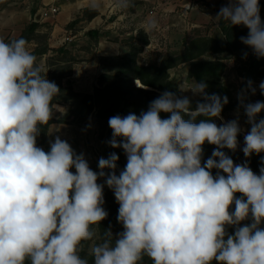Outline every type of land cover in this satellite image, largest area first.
I'll return each mask as SVG.
<instances>
[{
    "label": "clouds",
    "instance_id": "obj_1",
    "mask_svg": "<svg viewBox=\"0 0 264 264\" xmlns=\"http://www.w3.org/2000/svg\"><path fill=\"white\" fill-rule=\"evenodd\" d=\"M214 19L245 26L242 43L264 57L259 0H229ZM143 28L148 34L159 24L149 18ZM36 61L25 38H0V264H88L80 253L108 217L100 178L114 192L123 231L114 239L109 228L90 247L94 264H141L145 256L152 264H264V166L256 174L247 160L235 164L223 151L237 150L242 131L238 119L215 122L227 96L209 95L201 81L188 89L203 98L195 110L188 97L165 91L139 115L109 118L110 146L122 148L127 163L117 175L113 152L96 172L60 137L47 152L37 146L60 89ZM259 89L264 94V82ZM248 90L255 94L251 81L238 96L250 125L246 158L264 153V118L257 120L264 102L245 103ZM205 143L216 147L202 164Z\"/></svg>",
    "mask_w": 264,
    "mask_h": 264
},
{
    "label": "rangeland",
    "instance_id": "obj_2",
    "mask_svg": "<svg viewBox=\"0 0 264 264\" xmlns=\"http://www.w3.org/2000/svg\"><path fill=\"white\" fill-rule=\"evenodd\" d=\"M45 1L0 0V38L5 42H10L11 38H27L29 51L36 55V63L43 69L42 75H46V78L55 82L60 89V94L53 101V117L48 125L41 126L37 146L47 152L50 150V141L54 142L56 137H60L68 142L77 154L83 153L90 168L96 172H99V159L105 158L107 152V123H103L104 125L100 123L96 115L98 107H91L89 104L91 100L84 94L93 93L94 87L99 85L101 73L114 71L116 62L112 61L111 56L136 50L134 54L137 62L159 63L167 55L184 51L194 39L210 36L224 41L218 27L219 21L214 19L217 16L214 8L220 9L222 6H227L229 2V0H129V6L121 9L116 7V0H99L100 7L103 8L104 14L108 13L107 18L111 21V26L103 30L101 41L111 45L122 42L117 44V47L123 49L117 54L109 53L99 56V72L95 74L92 81L87 82L86 88L90 91L79 92L73 87L75 78L71 75L75 72V68L78 69L81 64L84 65L93 59L98 40L62 38V44L49 47L47 39L54 24L58 23L56 28L62 36L61 23H64L63 28H71L73 31L77 29L76 25L80 20L85 22L98 11L90 7V0H79L75 8L70 6L67 9L60 8L61 20L57 17L59 12L46 20L38 19L36 29L28 32L26 30L28 24L33 21L34 16L38 14V9L44 5ZM63 1L73 0H57L58 3L60 2L59 5ZM259 4L261 19L264 21V0H259ZM149 18L157 20L159 29L146 34L143 26ZM8 27H10L9 31ZM111 29L114 31L112 32ZM143 40H145L144 43ZM108 50L112 51V48ZM210 57L212 56L204 54L200 56V59ZM250 58H239L234 61L233 55L224 54L225 68L221 83L226 87V96L231 99L232 105L221 115L223 119H217V122L220 125L233 119L239 120L242 131L238 135V147L244 146V136L250 131V125L247 123V117L240 106L238 96L242 90L247 89L248 81H251L256 91L254 95L250 90L247 91L245 103L261 101L259 100V84L264 82V77L258 73L263 66L254 68L249 65ZM188 64V62L179 63L169 68L168 72L184 97L189 98L191 109L194 110L202 97L188 90L197 83L186 72ZM262 118H264V112L259 114L257 120ZM71 171L75 173L74 168ZM98 183L104 184V188H107L104 178H100ZM111 193L114 195L112 190ZM236 196L240 198L241 194L237 193ZM245 224L246 221L243 225ZM121 231L123 230L113 232L115 238ZM96 233L93 241L85 243V249L80 253L81 258L89 259L90 247L102 242L99 227L96 228Z\"/></svg>",
    "mask_w": 264,
    "mask_h": 264
},
{
    "label": "trees",
    "instance_id": "obj_3",
    "mask_svg": "<svg viewBox=\"0 0 264 264\" xmlns=\"http://www.w3.org/2000/svg\"><path fill=\"white\" fill-rule=\"evenodd\" d=\"M219 10L214 8L217 14ZM37 25L38 23L33 19L28 24L26 30L33 32ZM218 27L221 30L224 41H219L210 36L194 39L184 51L167 55L159 63L137 62L136 50L131 53L111 56L112 61L116 62L114 71L112 73H101L99 75V85L94 87L93 93L84 94L91 100L89 103L91 107H98L96 115L100 123H107L108 146L105 159L113 152L118 155L119 160L117 161V168L115 170L117 175L126 166L127 157L122 148H112L110 146L109 141L112 139V130L108 125V120L115 115L126 116L129 113L139 115L142 111H147L149 104L165 91L173 92L181 98L184 97L177 83L170 77L169 68L182 62H188L186 71L188 76L197 83L201 81L206 82L208 85L206 91L209 95L217 94L221 97L226 96V87L221 83V77L225 68L224 54L233 55L234 61L239 58L251 57L249 65L254 68L263 66L260 67L258 73L261 77H264V57L257 58L252 49L243 44L240 39L247 36L248 29L243 25H230L229 22L224 20L218 22ZM94 32L96 30L87 31L92 36ZM19 38H11V40ZM144 42L145 40H143ZM204 54H209L212 57L200 59V56ZM137 79L140 80V83ZM259 96V100L264 101V94L261 91L259 92ZM228 101L223 107L221 115L231 107V99L228 98ZM202 102H204L203 98L200 103ZM161 117L167 119L170 117V114L161 113ZM185 119H189V117L185 116ZM200 119L205 118L197 117V122ZM215 122L219 125L217 119ZM215 147L208 143L203 145L202 164L211 156ZM242 148L238 147L235 152L228 149H224L223 151L233 159L235 164H241L247 160L253 172L259 173L260 167L264 166L261 162L262 158H264V153H260L259 155L253 154L251 157L246 158ZM105 171L106 173L110 172L108 169ZM216 171V169L212 170L214 176ZM103 194L105 201L103 207L108 212V217L99 224V232L102 239L103 233L109 228H111L112 234L113 232L123 230L122 225L117 220L119 205L115 200V196L108 187L104 188ZM231 210L234 211V208ZM244 222H241L240 226H244ZM250 222V220H246V224ZM261 227L264 228V224H261ZM227 231L229 234H234L235 228L228 227ZM113 238L115 239L114 234ZM87 261L88 264H94V257L90 256ZM141 264H152V261L145 256ZM212 264H218V262L213 261Z\"/></svg>",
    "mask_w": 264,
    "mask_h": 264
},
{
    "label": "crops",
    "instance_id": "obj_4",
    "mask_svg": "<svg viewBox=\"0 0 264 264\" xmlns=\"http://www.w3.org/2000/svg\"><path fill=\"white\" fill-rule=\"evenodd\" d=\"M77 2H79V0H73V1H63L60 4V8L62 7L64 8H68L69 6L72 8L77 5ZM60 3V2H59ZM98 11V13L96 15H93L92 17H90V19H86L85 22L84 20H80L78 22V24L80 25H76L77 29L75 30H71L70 29H65L63 27H65L63 24L61 23L62 29H63V34L62 36L59 35V31H57L56 28V24L58 25V23L54 24V27L50 30L49 36H48V46H57L58 44H62L63 39L62 38H73L71 40H79L80 38H84V39H92L95 38L97 39V47L96 48V52L94 53V57L92 60L88 61V63L86 64H81L79 66L78 69L75 68V72L72 73L71 77L75 78V83L73 84V87L75 90L81 92V91H90L89 88H86L87 86V82L88 81H92V79H94V76L96 73L99 72V63H98V57L99 56H105L108 55L109 53H119L122 52L123 48H118L117 44H120L122 42H115L114 45L111 44H104L101 41V36H102V32L103 30H107V28H109L111 26V21H109V19L107 18L108 13L104 14V10L103 8L99 7L96 9ZM61 11H59V13L57 14V17L62 18ZM107 18V19H106ZM75 26V27H76ZM12 28V26H10ZM10 27H8V31L10 30ZM88 30H96V32L93 33V36L90 35L89 33H87ZM111 31L113 32L114 29H111ZM67 32V33H66ZM1 33V31H0ZM61 34V33H60ZM104 38V37H102ZM108 48H112V51H109ZM116 48V50L114 51V49ZM108 50V51H107ZM84 68V70H83ZM78 73V75H77ZM85 85V86H84ZM84 86V87H83Z\"/></svg>",
    "mask_w": 264,
    "mask_h": 264
},
{
    "label": "built area",
    "instance_id": "obj_5",
    "mask_svg": "<svg viewBox=\"0 0 264 264\" xmlns=\"http://www.w3.org/2000/svg\"><path fill=\"white\" fill-rule=\"evenodd\" d=\"M60 10L57 0H46L44 5L38 9V14L34 16V20H46L55 16Z\"/></svg>",
    "mask_w": 264,
    "mask_h": 264
},
{
    "label": "water",
    "instance_id": "obj_6",
    "mask_svg": "<svg viewBox=\"0 0 264 264\" xmlns=\"http://www.w3.org/2000/svg\"><path fill=\"white\" fill-rule=\"evenodd\" d=\"M137 80L140 82V80H139V79H137ZM137 80H136V81H137Z\"/></svg>",
    "mask_w": 264,
    "mask_h": 264
},
{
    "label": "bare ground",
    "instance_id": "obj_7",
    "mask_svg": "<svg viewBox=\"0 0 264 264\" xmlns=\"http://www.w3.org/2000/svg\"><path fill=\"white\" fill-rule=\"evenodd\" d=\"M140 83V82H139Z\"/></svg>",
    "mask_w": 264,
    "mask_h": 264
}]
</instances>
